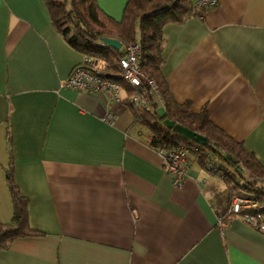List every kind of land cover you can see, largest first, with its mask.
<instances>
[{
  "label": "crops",
  "instance_id": "1",
  "mask_svg": "<svg viewBox=\"0 0 264 264\" xmlns=\"http://www.w3.org/2000/svg\"><path fill=\"white\" fill-rule=\"evenodd\" d=\"M96 1L121 18L126 0ZM161 31L175 100L205 108L264 165V0H216ZM83 59L45 0H0V220L12 217V156L41 231L0 249V264H264V232L227 212L221 176L190 155L174 185L126 101L59 88Z\"/></svg>",
  "mask_w": 264,
  "mask_h": 264
},
{
  "label": "trees",
  "instance_id": "2",
  "mask_svg": "<svg viewBox=\"0 0 264 264\" xmlns=\"http://www.w3.org/2000/svg\"><path fill=\"white\" fill-rule=\"evenodd\" d=\"M45 2L53 27L65 41L84 57H104L109 72L119 68L117 58L127 44L136 40L140 42L141 68L158 85L161 102L157 99L149 108L144 109L127 98L123 100L130 106L135 120L150 130L151 145L162 149H173L183 144L196 147L198 153L190 155L196 156L206 167L212 162L215 173L226 181L230 194L240 187L253 190L250 185H243L236 182V179H247L249 174L264 177V165L244 148L241 141L232 138L212 123L205 108L196 112L187 103L176 101L161 71L162 26L168 21L183 22L191 16L202 15L205 8L198 6L195 0H126L121 18L116 19L107 14L96 0ZM101 36L117 38L121 41V46L115 48L105 44L100 40ZM115 79L127 88L124 80L116 76ZM164 118L172 119L204 135L205 142L197 143L176 132L163 123ZM5 178L13 210L9 221L0 220V249L8 248L17 237L41 233L29 223V198L22 193L16 181L12 156H9Z\"/></svg>",
  "mask_w": 264,
  "mask_h": 264
},
{
  "label": "built area",
  "instance_id": "3",
  "mask_svg": "<svg viewBox=\"0 0 264 264\" xmlns=\"http://www.w3.org/2000/svg\"><path fill=\"white\" fill-rule=\"evenodd\" d=\"M200 7L206 8L216 0H195ZM140 42L129 43L123 53L117 58L118 69L114 72L107 70V60L101 56L84 57L81 63L73 67L71 72L59 81V88H71L76 90L92 91L98 94H106L109 99L123 100L122 91L126 90V98L141 108H149L155 100L161 102V94L156 82L145 74L140 65ZM112 74V75H111ZM115 76L124 80L127 88L115 79ZM113 113L106 112L103 119L112 121ZM163 158V166L171 177L174 185H177L186 176L189 167L188 158L196 152V147L180 145L177 148H159ZM207 169L215 173L212 162ZM243 185H250L253 190H245L240 187L234 190L230 196L227 212L238 215L246 223L264 232V177L249 174L247 179H236ZM219 223L223 224V217L219 215Z\"/></svg>",
  "mask_w": 264,
  "mask_h": 264
},
{
  "label": "water",
  "instance_id": "4",
  "mask_svg": "<svg viewBox=\"0 0 264 264\" xmlns=\"http://www.w3.org/2000/svg\"><path fill=\"white\" fill-rule=\"evenodd\" d=\"M100 40L105 43L109 44L115 48H119L121 46V41L117 38L101 36ZM163 123L166 124L168 127L174 129L176 132L182 134L185 137H188L194 140L197 143L203 144L206 140V137L180 123L175 122L172 119L164 118Z\"/></svg>",
  "mask_w": 264,
  "mask_h": 264
},
{
  "label": "rangeland",
  "instance_id": "5",
  "mask_svg": "<svg viewBox=\"0 0 264 264\" xmlns=\"http://www.w3.org/2000/svg\"><path fill=\"white\" fill-rule=\"evenodd\" d=\"M239 179H241L240 177H238Z\"/></svg>",
  "mask_w": 264,
  "mask_h": 264
}]
</instances>
